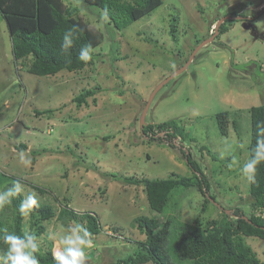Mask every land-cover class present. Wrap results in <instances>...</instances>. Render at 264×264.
Listing matches in <instances>:
<instances>
[{
    "label": "rangeland",
    "instance_id": "1",
    "mask_svg": "<svg viewBox=\"0 0 264 264\" xmlns=\"http://www.w3.org/2000/svg\"><path fill=\"white\" fill-rule=\"evenodd\" d=\"M69 2L104 34V40L83 69L52 76L29 72L25 60L16 64L12 37L0 12V191L19 179L24 196L35 192L39 203L53 206L56 215L46 222L42 245L53 241V249H62L60 241L69 225L83 223L57 220L66 204L78 214L92 211L101 221L103 230L87 250V264H113L144 240L137 217L166 220L150 208L143 186L124 184L108 174H194L183 158L186 149L143 142L141 116L153 93L232 11L248 20L224 21L229 29L201 47L188 68L156 92L145 123L179 120L187 135L186 148L201 164L217 200L202 212L204 197L197 187L177 189L167 205L176 223L206 222L220 217L222 209L236 207L247 215L264 216V209L251 206L250 183L240 171L250 158L249 108L264 104V0H163L123 30L116 29L101 8L84 0ZM174 16L176 40L170 34ZM91 88L98 90L97 101L89 98V105L78 106L75 96ZM47 109L52 113H37ZM225 110L233 113L228 135L221 133L217 120ZM20 143L27 148H17ZM232 155L239 164L229 168ZM245 240L264 264V239Z\"/></svg>",
    "mask_w": 264,
    "mask_h": 264
},
{
    "label": "trees",
    "instance_id": "2",
    "mask_svg": "<svg viewBox=\"0 0 264 264\" xmlns=\"http://www.w3.org/2000/svg\"><path fill=\"white\" fill-rule=\"evenodd\" d=\"M84 1L104 10L118 30L127 28L163 4V0ZM70 4V2L67 3V0H0V12L6 20L12 37L13 54L17 65L25 60L28 63L27 70L29 72L39 76H52L61 71L73 72L83 69L90 62L85 63L79 59L80 50L84 45H91L93 51L103 42L104 34L84 20L78 14L77 8ZM227 16H239L240 20H248L245 14L238 11H232ZM230 19L238 18L226 20ZM224 21L220 24L219 32L215 37L229 29L225 26ZM172 23L170 34L176 40L178 38V22L175 16ZM217 23H214V29L210 33L212 36L216 32ZM69 29L75 33L73 45L64 51L61 48L63 36ZM148 40L150 39L148 38ZM188 60L189 58L185 60L184 64ZM97 91L96 88L83 90L75 96L74 101L78 106L83 103L89 105V98H93V101L96 102ZM52 111L53 109H47L37 111V113L49 114ZM249 112L251 157L257 139L256 125L258 122L264 121V104L250 107ZM232 114V110L221 111L217 114L219 128L223 135H228ZM233 123L237 127L236 121ZM141 128L143 142L165 143L172 148L186 149L187 153L183 154V158L186 159L194 174L192 176L171 175L166 178H138L134 175L108 174L124 184L143 186L150 208L158 215H166L165 221H161L156 215L137 217L135 223L138 224L141 233L145 235L144 240L139 241V244L131 252L128 251L129 253L118 258L113 264H263L258 253L245 240L246 236L264 239V216L262 215L255 213L247 215L241 208L236 207L231 208L233 209L231 213L229 212L231 209L228 211L222 209L220 217L208 219L206 222L183 224L177 220L178 223H176L172 211H167V205L172 199L173 193L177 189L197 187L204 197L200 210L205 212L211 201H217L216 197L210 194L211 183L201 164L193 158L189 148H186L187 135L178 119L161 123H145L143 127L141 125ZM17 148L26 149L27 145L20 143ZM32 163H35V158H32ZM13 183H10L7 188L11 187ZM249 193L251 206L255 209H264V162L258 165L257 182L250 183ZM23 199L24 194L13 197L11 205L0 208V229H7L9 233L17 235H22L25 230L34 234L39 244L36 255L40 264H55L52 258L53 241H49L44 247L41 237L46 236V222L55 217L56 211L48 203H39V207L30 213L29 227L27 228V217L21 216L19 211ZM71 219L82 221L81 225L90 231L94 243L97 244V235L102 232L103 227L96 213L87 211L78 214L75 209L66 204L61 208L57 220L66 224ZM118 229L114 228V231L118 232ZM3 235L4 232L0 231V238ZM45 239L47 240V238ZM174 241L175 243H173ZM6 247L3 240L0 239V251Z\"/></svg>",
    "mask_w": 264,
    "mask_h": 264
},
{
    "label": "clouds",
    "instance_id": "3",
    "mask_svg": "<svg viewBox=\"0 0 264 264\" xmlns=\"http://www.w3.org/2000/svg\"><path fill=\"white\" fill-rule=\"evenodd\" d=\"M75 33L72 29L67 30L63 36L62 50L67 51L73 45ZM91 45H84L80 50L79 59L87 63L92 59ZM256 145L252 149L251 157L243 163L240 168L242 176L251 184L257 182L258 165L264 162V121L256 125ZM21 161H25V154L21 152ZM239 161L235 155L231 156L228 167L238 165ZM24 193V188L20 180H16L13 185L0 192V208L11 205L13 197ZM39 207V201L35 192H29L22 200L19 211L21 216L27 217L32 210ZM4 232L2 238L6 249L0 251V264H40L36 253L39 244L34 234L25 230L22 235L9 233L7 229H0ZM62 249L54 248L52 258L55 264H87L88 249L94 247L90 231L81 224L69 225L67 234L61 238Z\"/></svg>",
    "mask_w": 264,
    "mask_h": 264
},
{
    "label": "water",
    "instance_id": "4",
    "mask_svg": "<svg viewBox=\"0 0 264 264\" xmlns=\"http://www.w3.org/2000/svg\"><path fill=\"white\" fill-rule=\"evenodd\" d=\"M228 18H240L239 16H227V17H223V18H221L219 21H218V23H217V25H216V32H215V34L211 37V38H209L208 40H206V41H204V42H202L198 47H197V49L195 50V52H194V55L193 56H191L190 58H189V60L181 67V68H179L171 77H169L165 82H163V84L160 86V88L163 86V85H165V83H167L169 80H171L172 78H174V77H176L177 75H179L180 73H182V72H184L187 68H188V66L191 64V62L193 61V59H194V57H195V55L197 54V52L199 51V49L201 48V47H203V46H205V45H207L208 43H210L214 38H215V36L218 34V32H219V26H220V24L224 21V20H226V19H228ZM159 88V89H160ZM159 89H157L154 93H153V96H152V98L150 99V101H148L147 102V104H146V107H145V109L143 110V113H142V116H141V125H142V127L144 126V124H145V117H146V114H147V110H148V108H149V106H150V104H151V102H152V100H153V97H154V95L156 94V92L159 90Z\"/></svg>",
    "mask_w": 264,
    "mask_h": 264
}]
</instances>
